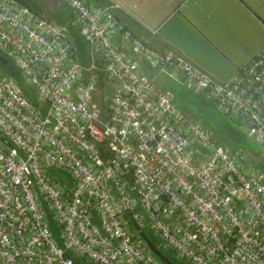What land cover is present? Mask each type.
<instances>
[{"label": "built area", "instance_id": "obj_1", "mask_svg": "<svg viewBox=\"0 0 264 264\" xmlns=\"http://www.w3.org/2000/svg\"><path fill=\"white\" fill-rule=\"evenodd\" d=\"M61 1L87 63L65 24L0 0V53L43 102L0 76V264H162L143 228L188 264H264V172L219 145L112 38L120 34L156 75L207 93L260 140L262 155L264 47L219 81L134 37L116 4Z\"/></svg>", "mask_w": 264, "mask_h": 264}, {"label": "crops", "instance_id": "obj_2", "mask_svg": "<svg viewBox=\"0 0 264 264\" xmlns=\"http://www.w3.org/2000/svg\"><path fill=\"white\" fill-rule=\"evenodd\" d=\"M86 1L93 7L116 4L114 15L134 37L159 52L182 54L219 81L231 79L264 47V0ZM59 2V7H65L71 16L64 21H71L79 31L70 8ZM39 9L48 19H63L60 12ZM112 39L127 58L138 62L145 75L157 78L156 69L132 52L120 34ZM83 55L79 60L87 63V48Z\"/></svg>", "mask_w": 264, "mask_h": 264}, {"label": "rangeland", "instance_id": "obj_3", "mask_svg": "<svg viewBox=\"0 0 264 264\" xmlns=\"http://www.w3.org/2000/svg\"><path fill=\"white\" fill-rule=\"evenodd\" d=\"M31 1L37 4V6L43 10L47 11L49 9L51 13L60 12L59 17H63V19L59 20L60 22L58 20L55 22L65 23V25L68 27L70 38L75 45L76 55L78 59L83 60L82 57L84 58L83 53L86 48V43L82 39V36L80 35L77 28L74 27V24L71 21H69V23L64 21L71 16H69V13L65 7H59V4H61L59 0ZM103 5H107V3H103L102 6ZM3 62L4 61L0 60V63ZM151 71L153 73V70ZM0 76L12 77L20 81L25 94L31 100H33L35 104H38L39 106L43 105V102L39 99L34 88L24 80L21 72H19L15 66L10 65V68H5L0 64ZM154 84L157 88L169 93L173 102L178 105L186 115L201 123L203 127L211 133L219 145L232 152L238 151L242 153L245 156V165L247 167H255L264 172V155H262V146L260 140L248 134V128L244 123L238 121L236 118L231 117L229 114L216 107L211 97L207 93L189 89L162 74L157 75V78L154 80ZM197 150V146L194 144L192 146V151L195 153ZM53 172L54 170L50 171V173ZM66 176H68V174L65 172L64 177ZM142 231L145 232L149 239L152 238L158 241V237L152 229L143 228ZM55 237L57 238L58 242L62 244V239L59 238L58 232H55ZM167 251L169 250L165 249L164 254L166 253L165 255L169 256ZM181 263L188 264L183 261H181Z\"/></svg>", "mask_w": 264, "mask_h": 264}, {"label": "trees", "instance_id": "obj_4", "mask_svg": "<svg viewBox=\"0 0 264 264\" xmlns=\"http://www.w3.org/2000/svg\"><path fill=\"white\" fill-rule=\"evenodd\" d=\"M21 2H23L25 5H27L31 10H33V11H35V12H37V13H39L40 14V9H39V7L37 6V4H35L34 2H32L31 0H20ZM0 56L1 57H3L4 59H5V61L3 62V63H0L1 64V66H3V67H5V68H10V65H13V66H15L12 62H11V60H9L8 58H6L2 53H0ZM16 67V66H15ZM17 68V67H16ZM18 69V68H17ZM20 72V71H19ZM16 80V79H15ZM21 86H22V84H21V82L20 81H18V80H16ZM22 88H23V86H22ZM24 91V90H23ZM25 93V92H24ZM26 95V94H25ZM27 96V95H26ZM28 97V96H27ZM29 98V97H28ZM30 99V98H29ZM31 100V99H30ZM31 101H33V100H31ZM35 103V102H34ZM47 215H48V223H49V225H50V228H51V230H52V232L54 233V235H55V232H58V226H57V223H56V221L53 219V216H52V214L50 213V211L47 209ZM131 226H132V224H131ZM132 228L134 229V227L132 226ZM150 240L151 241H153L163 252H164V248L160 245V243H159V241H157V240H155V239H152V238H150ZM144 243V242H143ZM145 244V243H144ZM168 253H169V258H170V260L174 263V264H183V263H181V261H180V259H178L171 251H167ZM166 254V253H165ZM172 257H171V256ZM158 259V258H157ZM159 260V259H158ZM184 262V261H183ZM186 263V262H185Z\"/></svg>", "mask_w": 264, "mask_h": 264}, {"label": "water", "instance_id": "obj_5", "mask_svg": "<svg viewBox=\"0 0 264 264\" xmlns=\"http://www.w3.org/2000/svg\"><path fill=\"white\" fill-rule=\"evenodd\" d=\"M0 60L5 61L3 57L0 56ZM125 209V207L123 206ZM138 234L141 240L146 244L149 250L159 259L162 264H174L165 254L164 252L155 244L153 243L149 237L145 234L144 231L138 230Z\"/></svg>", "mask_w": 264, "mask_h": 264}]
</instances>
